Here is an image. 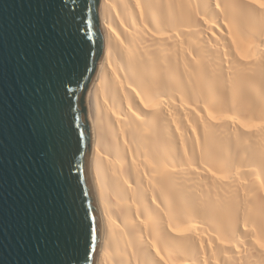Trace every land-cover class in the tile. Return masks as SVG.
<instances>
[{"label":"bare ground","instance_id":"1","mask_svg":"<svg viewBox=\"0 0 264 264\" xmlns=\"http://www.w3.org/2000/svg\"><path fill=\"white\" fill-rule=\"evenodd\" d=\"M97 264H264V0H98Z\"/></svg>","mask_w":264,"mask_h":264},{"label":"water","instance_id":"2","mask_svg":"<svg viewBox=\"0 0 264 264\" xmlns=\"http://www.w3.org/2000/svg\"><path fill=\"white\" fill-rule=\"evenodd\" d=\"M98 0H0V264H97L85 97Z\"/></svg>","mask_w":264,"mask_h":264}]
</instances>
